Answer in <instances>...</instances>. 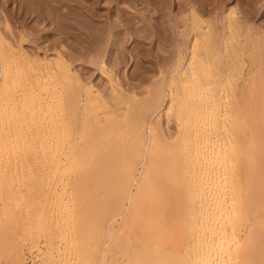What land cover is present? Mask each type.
<instances>
[{
  "label": "bare ground",
  "instance_id": "1",
  "mask_svg": "<svg viewBox=\"0 0 264 264\" xmlns=\"http://www.w3.org/2000/svg\"><path fill=\"white\" fill-rule=\"evenodd\" d=\"M18 1L19 2L17 3H19V5H21L24 9L23 13L22 12L21 13L27 17H30V19L34 18L35 20L34 23H37L38 26L37 28H35V30H38V27H40L39 26L40 23H44V21L42 22V20L44 18L48 19L47 17H50V19H52L54 23H59L62 26L63 28L62 31H60L61 29L56 30L53 27L55 33L52 34H55L54 36H56L54 40V44L56 43L55 44L56 46L57 44L59 45L61 44L60 41L63 40V39L61 40V38H63V35H68V37L69 35H73V34L75 35L77 34L79 28L82 29L81 31H84V34L86 36H89L88 38L91 37L95 39L97 37L96 33L101 32L99 31L101 29V26L95 23L97 20L100 19L101 16L103 17V14H101L103 12L99 13V8H100L99 4L101 3L100 2L101 0H85V2L83 0H18ZM87 1H89V3H86ZM105 1H110V0H105ZM156 1L157 2L155 5H158L159 7L158 10H160L161 13L164 14L165 12L167 13V10L169 9V8L167 9V7H169V5L166 7V5L164 4V1L166 2V0H159V1L156 0ZM246 1L250 2L251 0H246ZM2 2L3 0L1 1V3ZM110 2L112 3V1ZM251 2H252V6H254L253 5L254 2L253 1ZM173 3H175V1H173ZM178 4L179 7H181L180 9H182V11L187 12L188 14L189 13L192 14V17L190 19L193 20L192 28H194V30L191 29L192 24L188 28V24L191 23V22L188 23V21H191L189 20L190 16H188V14L186 17H183V19H181V23H183L184 25L183 28L184 31H182V29L180 31L178 30V26H179L178 22L180 21L177 22L176 19H173L172 23L171 22L167 24L164 23L163 25L166 27H164L165 33L163 32L162 40L164 43L170 42L171 46L173 44L175 49V58L171 62L170 71H169L170 74L168 80L170 81V84L176 85L178 92L175 93H177L179 100L177 101L179 102L177 106V110L174 113L175 118L178 122V127L176 131L177 134L173 137V139L165 138L167 136L164 137L162 133L156 130L152 131L151 134L149 130L148 132L151 134V136L148 138L149 140H147L146 138H143L144 136L141 135L142 133L139 131V129L138 130L135 129L134 135L133 134L130 135L131 136L130 142H128V144L127 143L125 144V142L127 141L123 142V144L126 146L121 147V145L119 146V144H122V142L117 143L112 139H108V138L104 139L105 137L101 138V136H99L101 131H104L101 130L102 128L100 129V127L103 125L100 123L102 122V120H100L99 122L101 124L99 130L96 129L95 131H92L94 129L88 128L90 130L92 129L91 134H90L91 131L88 132V134L90 135L89 138L87 136V138L84 139L85 133L84 134L82 133V131L89 126L85 127L82 131L78 132L77 133L78 136H76V133L75 135H73L72 133L74 131L76 132L77 129L75 130L74 128L75 123L74 120H72L71 115L73 113L71 112L72 110L75 111L74 109H77L78 106L77 104L78 100L76 101V99H74L78 91H76L75 88H73V81L74 80L77 81L78 78L76 79L75 76L76 74L74 75V73L70 72L71 63L69 64L67 60L68 58L67 55L70 56V54L65 52L61 47L63 51L57 49L55 58L51 59L50 57L51 60L49 59L47 62H44L43 61L44 59L43 60L38 59L39 57L37 59H33L32 55H31L32 60L30 61L29 60L30 58L28 59V57H30V54H28L29 56H27V53L24 52L25 49H21V47L23 48V46H21L19 50H16L13 47L15 44L13 45V43L11 42L12 39L10 36L12 34L8 32L10 36L5 35L4 31L0 29V101L1 99L3 101L5 100L6 105L5 104L4 105L6 107L4 105L3 106L5 109H7V111L5 110V112H3V110L2 113L0 112L2 117V119L0 118V130L5 137L4 140L2 138L1 140H3L5 143L6 142L14 143V144L16 143V145L18 146L24 145L25 147H30L28 145L29 144L31 145L33 141L39 139V137H41V134H43L42 131V133H40L39 136V130H38L39 124L43 123V127L41 126L42 130H44V126L46 129L51 128L50 130L53 131L52 133H54L57 136L56 138L55 137L54 138L56 139L55 142L57 143L59 142L58 144L60 146L57 143L56 144L58 145V147H60V151H58L59 156L57 157L55 156V157L58 158L60 165H62V169L63 166L66 167L65 170H70V169H74L75 171L80 170L81 169L80 167H82L81 163L83 161L86 162V160L89 159V156L91 157L90 160L93 162L92 164H94V162L97 163L96 165L99 164L101 166L102 164L105 163L108 164L110 160H112L113 162L114 159L119 158L123 154H127L126 152L130 151L128 149L129 147L131 148V151L132 150L134 151V153L136 151L137 152L136 154L139 155L142 154L143 156H145L146 161L142 167L143 169L142 168L141 170L139 169L140 176L138 177V179L133 177L132 166L131 165L127 166V164H125L130 161V160L128 161V159L127 160L125 159L126 160L124 163L125 165L123 163H119L120 165L121 164L123 165V166L121 165L122 166L121 169L120 167H117V165H114L116 166V170L119 168L118 172L116 170L113 171L114 168L111 165L112 167L111 166L109 167L113 169L111 168L107 169V170L109 169L111 170L108 171V176H106L107 172H105L106 175L103 174L105 178L108 177L109 180H112V178L114 179L116 177L121 179L119 186L114 185L110 187L111 189L110 192L114 193L113 191H116L117 189L120 191L122 190L124 193H126L125 196L129 201V205L127 208L125 206L122 207L123 209L124 208L126 209V211L122 210L123 212L125 211L126 214H124L125 216L123 220L121 217L122 221H120L121 224L119 223L120 227L118 226V224H116L117 227H119V229L116 228L118 231L114 229L116 232L107 236L109 239L113 236L112 238L114 240L112 239V241L114 243L116 242L119 244L120 242H122L121 245L126 246L125 252L127 251V254L130 257H132L133 262H136L137 264H264V68H262V65H259L257 66L258 68H256V70L252 69L250 73L247 72V74H249L250 77H248L249 75L247 76L248 77L247 83L244 81L246 83V87L243 86L245 89L241 91L240 99L236 97L235 98L236 100L234 101L233 97L231 96V93L229 92L230 89L228 90V92L230 93L229 94L227 93V90H225L224 88L225 85L224 83L226 81L232 80L231 79L232 77L230 76V73L232 71L230 73L228 71L227 72L225 71V73H223L222 65L228 63V61L230 60L229 59L230 55L228 51H230L231 49H229L230 47L228 48L229 50L227 49L228 46L227 42L230 41L228 44L232 43L231 40H233V38L236 39V41L233 40L234 44L235 42H237V44H235V46H232L234 45L233 43L231 44V46L234 47V49L232 48V51H235V54H237V56H239L238 54L242 55V49L240 50L238 48H243L244 50L243 47L244 45L240 44L242 42H240V39L238 40L239 33H237L238 32L237 30H239L240 28V26L238 25V23H240L239 22L240 20L238 18L237 19L233 18V16L231 15V9L228 8L230 10V12L228 13L232 16V20L233 19L234 20L233 21L231 20L232 22L230 21V23L228 24L224 23L222 19H218L220 17L219 15H221L222 12L221 7L220 9L218 8L217 10H215V8H217L218 6L215 5L216 7L213 8L214 10L211 12V14H213L211 18L214 19V25L220 28V35L218 34L217 35L220 36L218 42H223L221 43L223 45L222 46L220 43H216L217 40H214L215 37L211 38L213 34H211L210 30L207 27H204L203 23L206 21L202 18V14L205 12V10L208 12L207 10L208 7L207 9L204 10L199 9L200 12L198 14L197 11H195L198 8L196 9L195 7L192 8V4H193L192 0H185L183 3L179 2ZM249 4H247L246 6H248ZM122 8L118 10L116 9V12L118 11L116 15L120 20L121 17L126 16V14L122 12L125 9L122 10ZM244 13L246 14H242V16L244 15L243 18L245 19L246 18L248 19V15L252 14L249 10L248 11L245 10ZM225 14L223 15L225 16ZM228 16L229 15H227V17ZM109 17L106 16L105 18L108 19ZM3 18L5 17L3 16ZM115 18L113 17V19ZM6 19L7 18H5V20L3 19V24L5 27L4 30L8 29V25L10 26V24H8L9 23L8 20ZM230 19H228L227 22H229ZM117 21L114 22L112 21L111 24L112 26L110 25L111 29L114 28L115 30L116 28L120 27ZM46 24L48 25V23ZM10 28L11 27H9V31L11 32ZM107 29H109V27ZM111 29L108 30L109 33H111ZM118 31L119 28L117 32L115 31L116 35L117 33L118 34L120 33V31L119 32ZM14 33L15 32H13V34ZM19 34L23 35L20 32ZM27 34L29 33H26L25 36ZM34 34H36V32ZM15 35H17V33ZM42 35H40L41 38ZM100 35L102 36V33ZM9 37L11 40L9 39ZM23 38L25 37L23 36ZM23 38L20 40L23 41ZM76 38H78V36ZM51 39H53V37ZM238 43L240 45H238ZM51 44H53V42ZM51 44L48 45L50 49H51L50 47ZM75 46L76 45L73 43L72 47L77 48ZM256 47H253L252 49L254 50V48ZM20 49L23 50V52L20 51ZM74 51L75 50H73V52ZM232 51L230 52V54L232 53ZM251 52L248 53L251 54V56L253 55L254 58L256 56L255 59L256 61L257 52L256 51H251ZM185 56L187 57L186 60L184 58ZM69 58H71V56ZM251 60L249 61L251 62ZM246 69L248 68L246 67ZM101 70H104L103 67ZM233 75L234 74H232V76ZM237 76L235 75V77ZM140 78L142 79V77ZM235 80L234 81L232 80L233 82L231 81L230 82L234 83ZM230 82L228 83L229 86H230ZM226 87H228V85ZM170 92L172 93H169V99L170 96L172 99L173 91ZM88 93L89 94L87 95V97L86 96L85 97L87 99L89 98V101L95 99L97 103L98 102L97 100L99 99L98 98L99 95L96 97L91 95L90 92ZM113 94H116V91L115 92L113 91ZM71 97H73L74 100L73 99L71 100L70 99ZM113 99H115V96ZM104 104H106V102ZM101 105L104 107L103 104ZM106 106L109 108L108 105ZM94 107L95 106H93V108ZM91 109L89 110V112L91 111ZM104 110H106L105 107L103 108V111ZM53 111H56L54 112L56 114L52 113ZM111 111L114 112L115 110H111ZM84 112L87 113L85 110ZM96 113L98 114L97 111ZM40 117L43 121L40 120ZM92 118L93 116L91 117V120ZM82 119L83 118H81V121ZM95 120L98 121L99 119H95ZM136 122H138V120H136ZM98 125L99 124L97 123V126ZM9 127L14 129V131L13 130L10 131L11 133L13 131L11 137L12 140L11 138L10 140H7L6 138L7 136H5L6 134L9 135L7 131L5 132V130H9L8 129ZM93 127H96V125L95 126L93 125ZM106 127L109 128V125L108 126L106 125ZM25 129L26 130L29 129V132L26 133ZM79 129L80 128H78V130ZM87 131L88 130L86 129V131L84 130L83 132H87ZM105 131L103 134L107 135ZM125 133L127 132L125 131ZM44 134H45V137H43L44 146H46L47 143H49L47 142V139L49 138L50 135L47 136L48 130H46ZM59 135L61 136L60 140H59ZM119 135L122 134L119 133ZM53 136H50L51 139ZM109 136L112 137L113 135L110 134ZM1 137H3V135ZM43 139L41 138V140L39 139V141H43ZM56 144L55 145L53 144L54 149L57 147ZM32 146L33 145H31V147ZM125 149H127L126 152L124 151L125 153H123L122 155L120 153L118 155L119 153L118 151L121 150L122 152V150ZM46 150H47V146H46ZM49 150H47V152H49ZM27 151L29 152V150ZM23 152L25 153V151ZM21 153L22 152H20V154ZM51 154L54 155V153ZM48 155L46 157H48V159H51L52 158L51 155L49 156ZM142 155L141 157L140 156L139 157L144 158ZM21 157L22 155L19 158L22 159ZM127 157H131V154L130 156ZM53 161L55 162V160ZM123 162H124V158H123ZM90 163L91 162H88V164L87 163L86 164L91 165ZM83 164L85 163L83 162ZM86 164L83 166L84 168L87 166ZM107 164H105L106 166L104 167H107ZM96 165L94 164V166L92 167L95 169L88 168L87 170V168H85L86 170L84 172L82 171L84 170L83 168L81 171H77L79 173L78 178L81 179L83 178L82 180H85L86 182H89L90 179L92 180L93 177L94 180L102 179V174L100 173L101 176L100 177ZM99 165L98 167H101ZM96 172H98L97 173L98 175H95ZM96 176H99V179L96 178ZM69 179L71 178H68V181ZM120 179H118V181ZM60 180L63 181V178H60ZM131 180L132 182L133 180L136 181L135 182L136 186L134 191L133 190L131 191L130 188H127ZM68 181H65L64 184L67 185ZM73 181L71 183L74 184L75 181L74 182ZM80 181L81 180H79L78 182ZM110 183L111 181L108 184ZM91 184L92 181L88 184L86 183L87 186L85 188L86 189L89 188L87 189V192L88 190L91 191L92 188L94 186H97L98 183L95 184L94 186H92ZM75 186H77V188ZM75 186L74 187L72 186L73 193L72 196H70V198H73L75 202V206L72 209L70 208L69 211H65L66 214L64 213L66 215V218L68 219H69L68 217L69 215H67V212H70L72 214V217L73 216L75 217L76 212L74 208L77 210L78 209L76 208L77 205H80L81 193L79 191L80 190L82 191L83 186L79 187L77 184ZM109 186H107L106 188H108ZM102 194L104 193L102 192ZM89 198L85 200L88 201ZM83 201L84 200H82L81 203ZM117 204L118 201L115 205ZM94 205H96V203ZM102 210L103 208L101 209V211ZM80 211L79 210L77 211V215H79ZM107 211L109 213V210ZM122 211L121 212L119 211L121 213V214L119 213L120 215H122ZM84 213H85V209H84ZM254 213L255 216L256 215L258 216L257 220L255 221V227L251 228L247 234H245L242 238H240L239 237L240 228H242V226H244L247 223L248 215ZM94 215H96V213ZM74 220H71L72 223L70 221L68 222L73 224ZM87 220L89 222L90 218ZM97 230L98 229L96 228V231ZM82 236L84 237V235ZM78 237H80V235ZM83 237L81 238L82 239L86 238ZM78 239L79 238H77V240ZM60 258L61 255L58 259Z\"/></svg>",
  "mask_w": 264,
  "mask_h": 264
},
{
  "label": "rangeland",
  "instance_id": "2",
  "mask_svg": "<svg viewBox=\"0 0 264 264\" xmlns=\"http://www.w3.org/2000/svg\"><path fill=\"white\" fill-rule=\"evenodd\" d=\"M1 1L2 0H0V4H2V5H0V20L2 21V23L0 21V23H1L0 29L2 31H4L5 35H8V36H10L9 33L12 35H15L17 33V35H15V36H12V35L10 36L13 41L10 39V37H9V39L11 40L13 45L15 44L13 47L16 50H19V48L21 46H23V48L21 47V49L26 50V51L24 50V52L27 53V56H29L28 54H30V57H28V59L30 58L29 59L30 61L32 60V58L37 59L39 57L38 59H42V60L44 59L43 61L47 62L50 59V57H51V59L55 58L57 49L58 50L63 49L65 52L70 54L71 58H69L70 56L67 55L68 63L69 64L71 63L70 64V72L74 73V75L76 74L75 75L76 79L78 78L77 81H75V80L73 81V88H75V90L79 92V93L77 92L76 97L74 98V99H76V101L78 100L77 101L78 106H77V109H74L75 111L72 110L71 113H73V114L71 116H72V120H74V123H75L74 124L75 130L76 129L78 130V128H80V129L78 131L76 130V132L72 131L73 135H75V133H76V136H78V134H77L78 132L82 131L85 127L89 126V127L84 129L85 131L87 129L88 130L87 132H83L84 130L82 131L83 134L85 133L84 139H86L87 136L89 138L90 135L88 134V132L91 131L92 129H94L92 131H95L96 129L99 130V127L101 124H103V125L100 127V129L102 128L101 130H104V131L107 130V131H105V133L107 135L103 134L104 131H101V133L99 134V136H101V138L105 137L104 139H106V138L112 139L117 143L122 142V144L125 141H127V142H125V144L126 143L128 144V142H130V140H131L130 135L131 134L134 135L135 129H137V130L139 129V131L142 133V134L141 133L140 134L143 135L144 136L143 138H146L147 140H149L148 138L151 136L152 131H155V130L162 133L164 135V137L167 136V137H165L167 139H173V137L177 134L176 131H177V127H178V122L175 118L174 113L176 112L177 106L179 104V102H177V101H179L178 95H177V93H175V92H178V90H177V87L175 84H170V81H168L169 80V74H170L169 71H170L171 62L175 58V49H174L173 44L171 46L170 42H168V43L163 42V40H162L163 36L162 35H163V32L165 31L164 27H166V26H163L164 23L165 24H167L169 22L172 23L173 19H176L177 22L180 21V22H178L179 23L178 30L180 31L182 29V31H184L183 30L184 25H183V23H181V19H183V17H186L188 13L182 11V9H180L181 7H179L178 3L179 2L183 3L185 0H183V1L182 0H180V1L179 0H169V1L166 0V2L164 1V4L166 5V7L169 5V7H167V9L169 8L167 10V13L165 12L166 15L164 13H161L160 10H158V8H159L158 5H155L157 2L156 0H120V1L119 0H110V1H112V3L110 1L101 0L100 1L101 3L99 4V6H100L99 13L103 12V13H101V14H103V17L101 16L102 18L100 17V19L95 22L96 24L101 26V29L99 30L101 32L96 33L97 34V37L95 38L96 40L94 38H91V37L88 38L89 36H86L84 34V31H81L82 29L79 28V30H78L79 32L76 30L77 34H75V35L74 34L69 35V37H68V35H63V38H61V40L62 39L63 40L60 41L61 44L60 45L57 44V46L55 45L56 43L54 44V40H55L56 36H54L55 34H52V33H55V31L53 30V27L56 30L61 29L60 31H62L63 28L59 23H54V21L52 19H50V17H47L48 19L44 18L42 20V22L44 21V23H40V25H39L41 28H44V29H41L40 27H38V30H35V28H37V26H38L37 23H34V21H35L34 18L30 19V17H27V16L22 14L24 9L21 5H19V3H17V2H19L18 0H12V1L11 0L10 1L9 0L8 1L3 0L2 3H1ZM83 1L85 2V0H83ZM151 1H152V3H151ZM173 1H175V3H173ZM251 1L254 2L253 3L254 6H252ZM251 1L247 2L246 0H202V1L201 0H197V1L192 0V2L194 4V5L192 4V8H194V7H195V9L198 8L195 10V11H197L198 14H199L200 10L207 9V7H208V9H207L208 12L205 10V12L203 13L204 15L202 14V18L206 21L203 24H204V27H207L210 30L211 34H213L211 36V38L215 37L214 40H217L216 43L221 44L223 42H218L219 41L218 39L220 38V36H218V35H220V28L217 27L216 25H214V19L211 18V16L213 15V14H211V12L214 10L213 8L216 7L215 5L219 6V7L217 6V8H215V10H217L218 8L220 9V7H221L222 12H221V15H219L220 17L218 19H222V21H224V23H226V24L230 23V21L232 20V16H233V18H235V19L238 18L240 20L239 21L240 23H238L240 28H239V30H237L238 31L237 33H239L238 34L239 35L238 40L240 39V42H242V43H240V42L239 43L241 45H244L243 46L244 50H243V48H238L240 50L242 49V55L238 54L239 56H237V54H235V51H232V48L234 49V47H232V46H235V44H237V42H235V44H234L233 40L236 41V39H234V38H233V40L230 39L231 42L234 44L231 46L232 43L228 44L230 41L227 42V45H228L227 49L229 47H230L229 49H231L230 51H228L229 55H230V58L229 57L228 58L230 60L228 61V63H225L224 65H222L223 73H225V71L226 72L228 71L229 73L232 71L231 73L234 74L233 75L234 77L230 73V76L232 77L231 79L233 81L236 79L234 82L235 84L231 83V82H233L232 80L226 81L224 83L225 84L224 85L225 90H227V93H229V92L231 93V96L233 97L234 101L236 100L235 99L236 97L240 99L241 91L243 89H245L244 87H246V83L248 82L247 81L248 77H250V75L247 74V72L250 73L252 69L256 70V68H258L257 66H259V65H262V68H264V0H251ZM86 3H89V1H87ZM160 3H162V2H160ZM247 4H249V5L246 6ZM201 5L204 7H202ZM248 7H250V8H248ZM120 8H122V10L125 9L122 12H124L126 14V16H124L125 18L121 17V20L118 19V16L116 15L118 12V11L116 12V9L118 10ZM228 8L231 9V15L232 16L228 13V12H230V10ZM244 9L246 11L249 10L253 15L249 14L248 19L243 18L244 15L242 16V14H246V13H244L245 12ZM253 10H254V12H253ZM225 12H226V14H225ZM168 14H169V16H168ZM223 14H225L226 18ZM222 15L224 16V18ZM227 15H229V16L227 17ZM3 16L5 18H7L6 20H8V22H9L8 24H10V26L8 25V29H5V30H4L5 27L3 24V19L5 20V18H3ZM104 16L105 17L110 16V17L108 19H106ZM188 16H190L189 20H191V21H188V23L191 22L188 24V28L192 24L191 29L194 30V28H192V26H193L192 21L193 20L190 19L192 17V14L189 13ZM221 16H222V18H221ZM113 17L114 18L116 17V18L113 19ZM23 19H25L26 21ZM49 19H50V21H49ZM228 19H230L229 22H227ZM112 21L113 22L117 21L119 26H120V27H118L120 33L119 34L117 33V35H116L115 31L117 32L118 28H116L114 30V28L111 29V27H110V25L112 24ZM46 23H48V25ZM21 25H23V26H21ZM45 25H47V26H45ZM54 25H56V26H54ZM208 25H209V27H208ZM32 26H34V27H32ZM48 26H50V27H48ZM9 27H11L10 28L11 32L9 31ZM108 27H109V29H107ZM110 29H111V33H113V31H114L113 34L109 33L108 30H110ZM138 29H139V31H138ZM6 30H7V33L9 32L8 34L6 33ZM12 31L15 33L13 34ZM33 31H35L36 34H34L35 32H33ZM37 31H38V33H37ZM40 31L42 33L44 31L43 35ZM47 31L49 34L51 33L52 35L50 34L51 35L50 36L47 33ZM76 31H75V33H76ZM19 32L22 33L23 35H20ZM26 33H29V34H27L28 36L27 35L25 36ZM101 33H102V36L100 35ZM40 35H42V38L40 37ZM18 36H19V38H18ZM23 36L25 38H23ZM43 36H45V37H43ZM77 36H78V38H76ZM98 36H99V38H98ZM52 37H53V39H51ZM22 38H23V41H25V42L20 40ZM36 39L39 41H37ZM221 39H222V37H221ZM17 40L18 41L20 40L19 41L20 43ZM244 40H246V41H244ZM52 42H53V44H51ZM89 42H90V44H89ZM73 43L76 45L75 47H77L78 49L72 47ZM239 43H238V45H240ZM21 44H23V45H21ZM50 44H51V46H50L51 49L48 47V45H50ZM245 44H246V46H245ZM61 47H62V49H61ZM253 47H256V48H254V50H253L252 49ZM43 48H45V49H43ZM53 48H54V50H53ZM21 49H20V51L23 52V50H21ZM73 50H75V51L73 52ZM250 50L257 52V60L258 61L257 60L255 61L256 56L254 58L253 55L251 56V54H249L251 52ZM231 51H232V53L230 54ZM75 53H77V54H75ZM31 55H32V58H31ZM231 55H232V57H231ZM33 56L36 58H34ZM72 57H73V59H72ZM184 58L186 60L187 57L185 56ZM240 59H241V62H240ZM248 59L249 60L252 59L251 62ZM235 61H236V63H235ZM254 61H255V63H254ZM238 62H240V63H238ZM239 64H241L242 66ZM238 66H240V67H238ZM102 67L104 70H101ZM246 67L248 69H246ZM224 68H226L227 70ZM228 69L229 70L231 69V70L229 71ZM239 70H240V72H239ZM235 75L236 76L238 75V76L235 77ZM140 77H142L143 80ZM246 77H247V79H246ZM229 82H230V86L228 84ZM132 85H134V86H132ZM136 85H137V87H136ZM227 85H228V87H226ZM228 90H229V92H228ZM231 90L232 91L234 90V91L232 92ZM113 91L114 92L116 91V94H113ZM122 91H123V93H122ZM170 91H173L172 99H171V96L169 99V93H172ZM88 92H90L91 95L96 96V97L99 95V97H98L99 99L97 100L98 101L97 103H96L95 99L89 101V98L88 99L86 98L87 95L89 94ZM94 92L96 93V95ZM114 96H115V99H113ZM101 98L104 101H102ZM70 99L72 100L73 97H71ZM103 102L104 103L106 102V104H104ZM83 103H84V105H83ZM91 103H93V104H91ZM0 104L2 105V106L0 105V110H1L0 112L2 113V110H3V112H5V110L7 111V109L4 108V106L6 105L5 100L3 101L1 99ZM81 104H82V106H81ZM98 104L100 107L98 106ZM101 104L104 105L106 110L103 111L104 107ZM106 105H108L109 108ZM93 106H95V107L98 106V107L93 108ZM90 109H91V111L89 112ZM84 110L87 113H85ZM111 110H115V111L112 112ZM96 111L98 112L99 115L96 113ZM54 112H56V111H53L52 113H54ZM124 112H126V113H124ZM1 113H0V118L2 119ZM54 114H56V113H54ZM54 114H52V115H54ZM92 114H94V115H92ZM115 114H117V115H115ZM88 115H89L90 119H89ZM92 116H93V118L91 120ZM133 116H135V117H133ZM81 118H83L82 121H81ZM87 118H88V120H87ZM109 118H111V119H109ZM95 119H99V120L96 121ZM40 120L43 121L41 119V117H40ZM83 120L85 121V123ZM100 120H102V122H100ZM136 120H138V122H136ZM76 121H77V123H76ZM114 121H115V123H114ZM88 122H90L91 124ZM40 123H42V122H40ZM92 123L94 126L96 125L97 128L93 127ZM97 123L99 124L98 126H97ZM106 123H108V124H106ZM111 123H113V124H111ZM132 123H134V124H132ZM77 124H79V125H77ZM138 124H140V125H138ZM106 125L107 126L109 125V128L106 127ZM41 126L43 127V123L39 124L40 129L38 127L39 136H40V133H42V131H43V134H41V137H39L40 140H41V138L43 139V137H45L44 133L46 130H48L47 136H49V135L53 136L54 135L52 137V139L49 136V138H48L49 141L47 139V142H49V143L45 142V143H47V145H46L47 150L51 149V147H52V149L49 150V152H47L46 146H44V139H43V141H39V139L36 138L37 140L33 141L31 144V145H33L32 146L33 148L31 147L30 144L28 145L30 147H25L24 145L18 146V145H16V143L14 144V143L6 142V143H8V144H6L3 141L5 139L4 134L0 130V132L2 133V134L0 133V135L1 136L3 135V137H4L3 138L0 136V140H1V138L3 139L0 141V146H1L0 147V158L2 159V160L0 159V264H48V263L49 264H132V262H133L132 257H130L127 254V251L125 252L126 246L121 245L122 242H120L119 244L115 242L116 243V246H115V243L112 241L113 236L110 239L107 236V235L113 234L114 232L118 231L117 229H119L120 224H121L120 221L123 220V218L125 216L124 214H126V212H125L126 209L125 208L123 209L122 207L125 206L127 208L129 205V201H128L127 197L125 196L126 193H124L122 190L120 191L117 189L116 191H113L114 193L110 192V190H111L110 187L114 186V185L119 186L121 179L116 177L117 179L114 178L116 181L113 178H112V180H109V178L108 177L105 178L104 175L107 174L106 176H108V171L110 169L109 170H107V169L111 168L112 166L114 169L113 168H111V169H113V171L116 170V166H114V165H117V167H120V169H121V167L123 165L121 164L122 165L121 166L119 163L124 164L125 161L128 159V161L129 160L130 161L128 163H125V164H127V166L128 165L132 166L133 177L138 179V177L140 176L139 171L141 170V168L143 167V165L146 161L145 156H143L141 154L144 158H140L141 155L136 154L137 153L136 151H135V153L133 150L131 151L130 147L128 148L130 150L129 152H126L127 149L122 150V152L120 150V151H118L119 152L118 155L120 153L122 155L125 152L127 154H123L124 157H123V155L120 156L121 160L119 157L117 159H114L115 161L113 160V162H112V160H110L108 164L105 163V164H107V167H104V166H106L105 164H102V166L98 164L99 166H101V167H98V165H96L97 163L94 162V164L97 166V171L99 172V176H100V173L102 174V179H99V176H96V178H98L99 180H97V179L94 180V177H93L92 180L90 179L89 182H86L85 180H82L83 178L82 179L78 178L79 173L77 171H81L84 168L83 166L86 163L88 164V162H91L90 163L91 165L86 164L87 166L85 168H87V170H88V168L91 169L94 166V164H92L93 162L90 160L91 157L89 156V159H87L86 162L83 161L85 164H83V162L81 163L82 167H80L81 168L80 170H77V171H75L74 169L65 170L66 167H64V166L62 169V165H60L58 158H56L57 156H59L58 151H60V147H58L59 142L58 143L55 142L56 141L55 138L57 136L54 133H52L53 131L50 130L51 129L50 127H49L50 129H48V128L46 129L44 126V130H45L44 131V130H42ZM150 126H151L152 130H151ZM104 127H105V129H104ZM88 128H92V129L90 130ZM8 129L9 130H5V132L7 131L9 133V135L6 134L5 136H7L6 137L7 140H10V138L12 137V133H13L14 129L11 127H9ZM121 129H122V131H121ZM11 130H13L12 133L10 132ZM27 130L25 129L26 133L29 132V129H27ZM2 131H4V130H2ZM92 131L90 132V134L92 133ZM125 131L127 133H125ZM110 132H112V133H110ZM114 132H115V134H114ZM119 133H121L122 135H119ZM51 134H53V135H51ZM110 134L113 136L110 137L109 136ZM8 136H9V139H8ZM120 136L121 137L123 136V137L121 138ZM60 137L61 136L59 135V140H60ZM116 137H117V140H116ZM126 138H128V139H126ZM50 139H51V141H50ZM11 140H12V138H11ZM52 141H53V143H52ZM2 142H3V144H2ZM9 142H12V141H9ZM35 142H36V145H35ZM9 144H10V146H9ZM53 144L54 145L56 144V146L58 148L55 146L56 148L54 149ZM122 144H119V146L120 145H121V147L126 146V145H124V144L122 145ZM4 145H5V147H4ZM50 145H52V146H50ZM27 150H29V152ZM23 151H25V153ZM45 151H46V153H45ZM20 152H22V153L20 154ZM50 152L54 153V155H52ZM30 153H31V155H30ZM48 154L51 155L52 158L54 156L53 160H55V162L52 160V158L48 159V157H46ZM130 154H131V157H127V156H130ZM21 155H22V157H21L22 159L19 158ZM123 158H124V162H123ZM26 159H28V160H26ZM143 159H145V160H143ZM92 160H94V159H92ZM117 160H118V162H117ZM142 161H143V163H142ZM115 162H117V163H115ZM109 166H111V167H109ZM85 168L82 171L85 172V170H86ZM92 169H95V168H92ZM103 169H104V172H103ZM63 170H65V171H63ZM116 171L118 172L119 168ZM98 172H96L95 175H98L97 174ZM105 172H107V173L105 174ZM60 178H63V181H61ZM68 178H71V179H69V181H68ZM78 179L81 181L78 182L79 181ZM118 179H120V180L118 181ZM71 180L75 181V182L73 181L74 184L71 183L72 182ZM65 181H68L69 184L67 182V185H65L64 184ZM91 181H92V184H91L92 186H94L97 183L98 184H97V186L93 187L96 190H94L92 188L91 191L88 190V192H89L88 193L87 189H89V188L86 189L85 187L87 186L86 183L88 184ZM110 181H111V183L108 184ZM112 181H115V182H112ZM95 182H97V183H95ZM135 182H136L135 180H133V182L131 180V182L127 188H130L131 191L132 190L134 191L135 186H136ZM80 183H81V185H80ZM105 183H106V185H105ZM117 183H119V184H117ZM76 184L79 187L83 186L82 191L85 193H83L81 190L79 191L81 193L80 194V205H77V207H76V208H78L77 210L74 208V210L76 212V214H75L76 216L72 217V214L70 212H67V215H69L68 216L69 219H68V218H66L65 211H69L70 208L72 209L75 206V202H74L73 198H70V196H72V193H73L72 188ZM107 186H109V187L106 188ZM75 187L77 188V186H75ZM95 187H98V188H95ZM84 189H85V191H84ZM97 190H99V191H97ZM102 192L104 194H107V193L108 194L104 195V194H102ZM105 192H107V193H105ZM117 193H119V194H117ZM94 194H95V196H94ZM113 197H114V199H113ZM122 197H123V199H122ZM87 198H89L88 201L91 198H93V199H91L92 201L90 200L91 202L89 201L90 202L89 203L88 201L85 200ZM82 200H84V201L81 203ZM117 201H118V204L115 205L117 203ZM95 203H96V205H94ZM65 205H66V207H65ZM113 205L115 207L118 206V207H116L117 209ZM83 206H85V207H83ZM82 207L85 209V213H84V209ZM86 207H87V210H86ZM90 207H92V208H90ZM102 208H103V210L101 211ZM112 208H114V209H112ZM78 210L79 211L81 210L79 215H77ZM107 210H109V213ZM122 210H125L124 211L125 213ZM113 211H114V213H113ZM119 211L120 212L122 211V215H120L121 213ZM95 213H96V215H94ZM91 214H92V216H91ZM249 215L247 217V223L244 226H242V228H240V232H239L240 238H242L245 234H247L251 228L255 227V221L257 220L258 216L257 215L255 216V213L249 214ZM121 217H122V220H121ZM74 218H75V220H74ZM89 218H90V220L88 222L87 219H89ZM71 220H74L73 224H71L72 223ZM68 221H70L71 223ZM116 224H118L119 227H117ZM76 228L78 231L76 230ZM96 228L98 229L97 231H96ZM101 231H103V232H101ZM81 233H82V235H84V237H86L85 239L81 238V237H83L81 235ZM79 235H80V237H78ZM77 238H79L78 240L80 242L77 240ZM93 240H95V241H93ZM108 240L109 241L111 240L112 242L111 241L109 242ZM109 244H110V246H109ZM123 251L125 252V254ZM60 255H61V258L58 259L60 257ZM127 256H128V258H127ZM133 264H137V263L133 262Z\"/></svg>",
  "mask_w": 264,
  "mask_h": 264
}]
</instances>
